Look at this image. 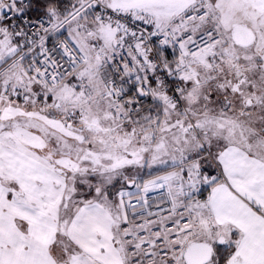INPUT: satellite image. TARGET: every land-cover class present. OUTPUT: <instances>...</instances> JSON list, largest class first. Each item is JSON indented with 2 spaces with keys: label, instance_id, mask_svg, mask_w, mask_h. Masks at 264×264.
Wrapping results in <instances>:
<instances>
[{
  "label": "snow or ice",
  "instance_id": "1",
  "mask_svg": "<svg viewBox=\"0 0 264 264\" xmlns=\"http://www.w3.org/2000/svg\"><path fill=\"white\" fill-rule=\"evenodd\" d=\"M0 264H264V0H0Z\"/></svg>",
  "mask_w": 264,
  "mask_h": 264
}]
</instances>
